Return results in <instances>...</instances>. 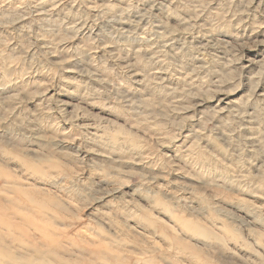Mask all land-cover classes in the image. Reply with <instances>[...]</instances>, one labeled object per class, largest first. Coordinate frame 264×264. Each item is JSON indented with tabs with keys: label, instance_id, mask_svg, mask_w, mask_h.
<instances>
[{
	"label": "rangeland",
	"instance_id": "374dc122",
	"mask_svg": "<svg viewBox=\"0 0 264 264\" xmlns=\"http://www.w3.org/2000/svg\"><path fill=\"white\" fill-rule=\"evenodd\" d=\"M263 33L264 0H0L6 251L264 264ZM146 48L136 84L114 61ZM229 100L242 113L218 122Z\"/></svg>",
	"mask_w": 264,
	"mask_h": 264
},
{
	"label": "bare ground",
	"instance_id": "6f19581e",
	"mask_svg": "<svg viewBox=\"0 0 264 264\" xmlns=\"http://www.w3.org/2000/svg\"><path fill=\"white\" fill-rule=\"evenodd\" d=\"M171 4V3H170ZM129 22V21H128ZM260 28V27H258ZM155 33L158 34L160 37L165 38L166 36V32H164L160 26L155 25ZM169 33H172L171 31H169ZM253 33H258V31L253 30ZM264 34V33H263ZM147 37V36H146ZM174 37V36H173ZM208 39V38H207ZM204 38L199 37V39L196 40V42L198 44H202L203 40L205 41H210ZM260 43H264V41H259ZM170 44V43H169ZM164 45V44H163ZM191 48V47H190ZM150 48H146L143 52L138 53L136 50H133L132 55H131V59H125V58H120L119 56H116L115 61L116 63L120 64V65H124V67L126 68V71H129L131 76L133 77L134 81L136 84H140L143 81V75L140 72V68L138 67V63L140 65L143 66V63H140L139 61H141L140 59V54H144L147 55L146 58V62L145 64H149V59L152 56L153 50ZM148 51V52H146ZM155 53V52H154ZM134 60L133 63H130L131 60ZM164 65V64H163ZM157 66V65H156ZM246 67V66H245ZM248 67V66H247ZM166 68V67H165ZM140 69V70H139ZM170 70V69H169ZM143 71V70H142ZM171 71V70H170ZM159 75H161L160 73H158ZM181 75V74H180ZM130 77V76H129ZM187 77H181L180 79H182L183 81L186 79ZM169 79V78H168ZM172 80V79H171ZM263 86V85H262ZM257 96L261 99L264 100V86L263 88H259L257 90ZM198 105V104H197ZM219 105V104H218ZM217 116L216 119L218 120V122L226 117L231 116L232 118H238L237 116L242 113L239 112L238 109L235 108V104L233 103L232 100L226 101V102H222V106L218 107L216 111H214ZM224 113H227L228 116H223ZM246 117V116H245ZM197 124V123H196ZM96 132V131H95ZM217 134H219L220 136L223 137V130L219 129L217 131ZM251 134H249V137L246 138L247 143H250V148L254 147L255 145L257 146V144L259 143L258 138L254 137V136H250ZM185 138L192 140L191 143H193L194 141H204L207 142L208 139L205 135H203L202 133L198 132L197 129L194 130H188L187 134L184 135ZM190 143V144H191ZM188 148V147H187ZM186 148V150H187ZM184 149V148H183ZM204 152V151H203ZM172 178V177H171ZM174 179V178H173ZM182 184V183H180ZM173 185V184H172ZM14 184H10L8 183L6 186V189H8L7 191H11L14 189ZM180 188V187H179ZM15 192H19L18 187L14 189ZM8 203V204H5ZM16 208L19 207L17 206L16 202H13L12 199H10V197L8 196L7 193H2L0 192V212H4L7 208ZM16 211V209H15ZM13 216L15 218H19L21 216V213L16 211L15 214H13ZM12 216V217H13ZM195 222V221H194ZM2 223V221L0 220V224ZM3 223H6V220H3ZM182 223H188V222H182ZM188 226V225H186ZM198 226V224L195 223L194 227ZM200 232L202 233H206L207 229L204 227L200 226ZM169 236V235H168ZM2 237V236H1ZM15 241V239H14ZM0 261L2 262V264H51L48 263L47 260L43 259L41 256H43L42 254L44 253L42 249H40L39 247L34 246L32 249V254L30 252V254L28 255H17V254H13V253H8L5 249V244L4 242V238H0ZM49 252V250H48ZM62 259V258H61ZM68 262H65L62 260V262H59L58 264H67ZM54 264V263H53ZM69 264V263H68Z\"/></svg>",
	"mask_w": 264,
	"mask_h": 264
}]
</instances>
